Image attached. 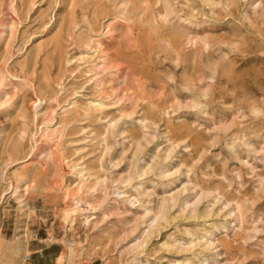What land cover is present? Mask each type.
Masks as SVG:
<instances>
[{"label": "rangeland", "instance_id": "1", "mask_svg": "<svg viewBox=\"0 0 264 264\" xmlns=\"http://www.w3.org/2000/svg\"><path fill=\"white\" fill-rule=\"evenodd\" d=\"M0 264H264V0H0Z\"/></svg>", "mask_w": 264, "mask_h": 264}, {"label": "bare ground", "instance_id": "2", "mask_svg": "<svg viewBox=\"0 0 264 264\" xmlns=\"http://www.w3.org/2000/svg\"><path fill=\"white\" fill-rule=\"evenodd\" d=\"M95 45H96V44H95ZM95 45H94V46H95ZM107 56H108V55H107ZM109 56H110V55H109ZM107 58H108V57H107ZM109 58H110V57H109ZM110 59H111V58H110ZM112 62H113V61H112ZM104 65H105V64H104ZM102 66H103V65H102ZM106 66H107V65H106ZM106 66H104V67H106ZM108 67H109V66H108ZM134 81H135V80H134ZM93 113H94V112H93ZM18 171H19V170H18ZM19 173H21V172H19ZM23 173H24V171H23ZM23 173H22V174H23ZM21 177L24 178V176L19 175V176H18V180H20ZM16 180H17V179H16ZM10 184H11V182H10ZM18 185H19V184H18ZM9 186H10V185H9ZM23 187H24V186H23ZM16 188H17V187H16ZM11 191H12V190H11ZM23 239H24V238H23ZM19 242H20V241H19Z\"/></svg>", "mask_w": 264, "mask_h": 264}]
</instances>
